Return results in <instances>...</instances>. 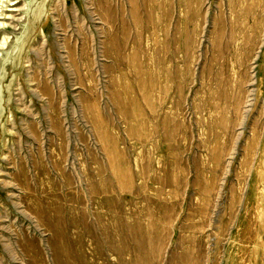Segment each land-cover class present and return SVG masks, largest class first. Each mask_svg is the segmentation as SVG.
I'll list each match as a JSON object with an SVG mask.
<instances>
[{
  "label": "rangeland",
  "instance_id": "obj_1",
  "mask_svg": "<svg viewBox=\"0 0 264 264\" xmlns=\"http://www.w3.org/2000/svg\"><path fill=\"white\" fill-rule=\"evenodd\" d=\"M11 3L0 264H264V0Z\"/></svg>",
  "mask_w": 264,
  "mask_h": 264
},
{
  "label": "bare ground",
  "instance_id": "obj_2",
  "mask_svg": "<svg viewBox=\"0 0 264 264\" xmlns=\"http://www.w3.org/2000/svg\"><path fill=\"white\" fill-rule=\"evenodd\" d=\"M13 0H0V17H3V19H10L9 16H7L8 14L6 13V11H12V10H6L8 7L14 5L13 3H11ZM11 3V4H10ZM16 11V10H15ZM12 16V15H11ZM7 25L5 21H1L0 22V30L6 29ZM6 37L4 38V40L6 41ZM3 49V46L0 45V49ZM1 57V55H0Z\"/></svg>",
  "mask_w": 264,
  "mask_h": 264
}]
</instances>
